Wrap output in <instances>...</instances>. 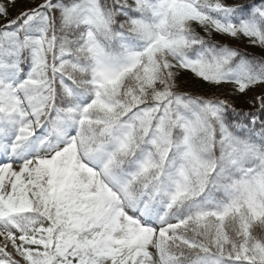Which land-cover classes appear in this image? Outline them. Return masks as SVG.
Returning a JSON list of instances; mask_svg holds the SVG:
<instances>
[{
	"label": "snow or ice",
	"instance_id": "snow-or-ice-1",
	"mask_svg": "<svg viewBox=\"0 0 264 264\" xmlns=\"http://www.w3.org/2000/svg\"><path fill=\"white\" fill-rule=\"evenodd\" d=\"M0 264H264V0H0Z\"/></svg>",
	"mask_w": 264,
	"mask_h": 264
},
{
	"label": "rangeland",
	"instance_id": "rangeland-1",
	"mask_svg": "<svg viewBox=\"0 0 264 264\" xmlns=\"http://www.w3.org/2000/svg\"><path fill=\"white\" fill-rule=\"evenodd\" d=\"M242 103V102H241Z\"/></svg>",
	"mask_w": 264,
	"mask_h": 264
}]
</instances>
